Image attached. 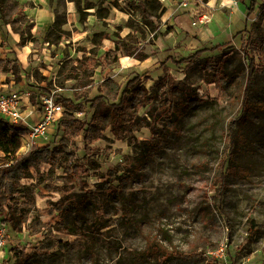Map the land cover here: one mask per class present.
Returning <instances> with one entry per match:
<instances>
[{"label": "rangeland", "instance_id": "1", "mask_svg": "<svg viewBox=\"0 0 264 264\" xmlns=\"http://www.w3.org/2000/svg\"><path fill=\"white\" fill-rule=\"evenodd\" d=\"M250 2L158 0L156 9L147 6L152 14L149 18L141 8L129 6L127 0H9L5 17L10 23L3 24L7 39L0 34V57L11 58L10 67L15 69L0 72V92L26 89L32 104L33 85L48 88L57 101L60 95L79 103L102 94L104 98L95 110L106 123L108 101L117 100L128 81L137 75H142L141 83L149 91L161 95L163 88L156 84L159 74L145 73L154 62L170 55L187 56L225 41L231 42L224 52L207 51L203 57L215 56L225 62V71L234 76L233 82L226 85L228 95H223L215 83L203 79L200 63L181 71L169 68L161 83L181 82L205 102L183 118L179 135L163 150L150 155L140 173L123 187L125 202L107 204L108 226L92 230L88 237L58 230L52 219L56 215L54 203L67 189L74 187L78 191L80 185L85 191H94L107 176L132 169L141 149L118 139L111 126L102 123L98 127L97 122L86 136L80 123H72L69 131L61 130L54 140L63 117L72 114L78 118L85 111L64 106L63 113L49 127L50 138L37 146L60 147V158L42 164L38 171L32 168V176L18 182L20 192L15 195L20 203L7 201L12 223L18 227L22 223L17 231L10 226V264H18L24 255H34L28 264H160L148 254H140L151 239L169 248L205 251L202 260L222 258V264H264L261 111L251 114L245 128L253 151L248 159L251 172L246 176L227 175L222 207L212 188L219 175L223 134L229 125L239 128V88L244 86L248 71L244 44L248 38L264 35V0H258L252 14L248 10ZM128 34L133 36L128 43L134 45L135 53L144 51L145 60L121 54L117 62L104 69L87 70L81 66L79 60L84 56L100 55L114 48V39ZM254 55L257 72L250 100L262 103L264 55ZM150 107L143 106L138 111V141L151 137L147 126L152 119ZM85 147L98 149L101 156L92 159ZM23 152L26 151L21 148L19 153ZM67 155H73L68 163ZM11 163L12 159L0 151V166ZM66 165L79 167L80 184L64 170ZM92 211L89 207L88 213ZM253 220L255 227L251 228ZM201 259L173 257L166 264H201Z\"/></svg>", "mask_w": 264, "mask_h": 264}, {"label": "trees", "instance_id": "2", "mask_svg": "<svg viewBox=\"0 0 264 264\" xmlns=\"http://www.w3.org/2000/svg\"><path fill=\"white\" fill-rule=\"evenodd\" d=\"M129 6L132 8H141L145 16L151 17L149 8L154 10L157 8L156 3L158 0H127ZM9 0H0V34L4 35L7 39V33L3 29V24H9L10 21L6 20L5 11L7 9ZM258 4V0H251L248 10L249 13H254ZM149 6V8L147 7ZM154 16V15H153ZM133 36L126 35L123 39H114V48L106 49L102 54L86 55L83 59L79 60L84 69L95 70L98 67L107 68L111 64L117 62L121 54L134 56L139 60L146 59V53L139 51L135 53V47L129 44ZM231 41H225L209 47H205L195 51L187 56H167L163 60L154 62L145 73H158L159 80L156 84L161 85L163 91L161 95L154 91H149L144 84L141 83V76L137 75L128 81L115 101H108L109 114L106 123H103L100 114L96 109L97 103L104 98L102 94L97 95L93 99L84 100L83 102L75 103L73 99L59 96L58 101L63 106L71 107L75 110H83L81 117H72L71 114L68 118L63 117L54 133V140L59 137L61 130H68L69 125L72 123H80L83 134L97 127L100 124L104 126H111L113 133L118 139L127 141L131 146L140 147V153L137 156V162L132 169L122 175L115 172L114 176H107L106 181L98 182L97 189L85 191L79 185L78 191L74 187L62 192L60 200L54 203L56 215L52 219L55 220L58 230L66 231L68 234L77 236H89L94 229H102L108 226L106 216V206L111 202L120 201L125 202L126 196L123 192V187L132 181L134 177L140 173L143 165L150 155L163 150V148L170 144L175 136L180 133V124L183 118L198 104L205 101L194 92L191 94L181 82L173 80L168 85L161 83L165 78L166 72L169 68L173 67L178 71L186 70L196 63H200L204 71L205 81L207 83H215L219 88L220 93L228 95L226 85L233 82L234 76L228 74L224 69V63L215 56L203 57L204 52H216L218 50L224 52L226 45ZM131 46V47H129ZM243 49L244 59L247 63L246 82L244 86L239 88L240 100V114L238 116L239 128L234 129L233 125H229L227 131L223 134L224 147L220 152L218 160L219 175L216 178L217 182L212 187L215 190L214 196L219 201V206H223V201L226 192V177L229 173L248 175L252 170V165L248 162L249 157L253 151L250 150L248 144L245 128L250 122L251 114L254 111H261L264 114V102H252L250 100V92L255 75L257 72L255 53L259 52L264 55V35L259 36L245 42ZM131 48V49H130ZM133 49V50H132ZM12 59H3L0 57V72H8L14 70L10 67ZM34 92L33 104L36 108L37 117L40 118L44 115V103L41 99L43 94H51V91L46 87L31 86ZM159 103V104H157ZM150 105L151 121H147L151 137L138 141L135 130L138 126V111L141 107ZM92 113L91 117L89 115ZM36 114V115H37ZM97 122V124H96ZM102 129V128H100ZM24 127H16L9 121L0 117V151L6 157L12 159L11 164L0 166V219L9 226L11 230L17 231V225L13 224L12 214L10 208L7 206V201L19 202L16 193L20 192L18 182L21 178L31 177V169L40 170V166L44 163H53L57 161L61 154L60 147L51 148L49 145L44 147L32 146L28 151L19 153L22 146L21 135L25 132ZM86 153L96 160L101 156V152L97 149L91 150L85 147ZM67 163L71 161L73 155L65 156ZM247 160V161H246ZM64 170L73 178L75 182L80 184L78 176L79 167L77 165L64 167ZM102 192V199H99L98 193ZM20 203V202H19ZM93 209L92 214L88 213V208ZM15 209V206L12 205ZM17 208V207H16ZM255 227V221H252V227ZM10 230V231H11ZM254 234L255 229L251 231ZM15 246L13 250H15ZM43 248L47 249L45 245ZM205 251L181 250L175 247L169 248L155 239H151L147 243V247L140 252V254H148L150 258L160 264L173 258H183L185 260H199L204 255ZM34 255H24L19 257L18 264H28L33 260ZM12 257H8L5 264H10ZM222 258L218 260H202L201 264H222Z\"/></svg>", "mask_w": 264, "mask_h": 264}, {"label": "built area", "instance_id": "3", "mask_svg": "<svg viewBox=\"0 0 264 264\" xmlns=\"http://www.w3.org/2000/svg\"><path fill=\"white\" fill-rule=\"evenodd\" d=\"M30 96L31 93L27 90L0 92V117L18 128L26 129L21 135V148L25 151L32 146H39L41 142H46L50 138L49 127L65 110L63 104L59 103L53 94H43L41 99L44 103V115L38 118L36 108L30 102ZM10 239L9 226L0 219V264H5L9 257Z\"/></svg>", "mask_w": 264, "mask_h": 264}, {"label": "crops", "instance_id": "4", "mask_svg": "<svg viewBox=\"0 0 264 264\" xmlns=\"http://www.w3.org/2000/svg\"><path fill=\"white\" fill-rule=\"evenodd\" d=\"M26 90V89H25ZM14 91V90H13ZM8 92H12V91H8Z\"/></svg>", "mask_w": 264, "mask_h": 264}]
</instances>
